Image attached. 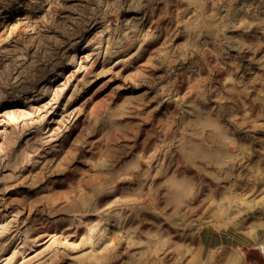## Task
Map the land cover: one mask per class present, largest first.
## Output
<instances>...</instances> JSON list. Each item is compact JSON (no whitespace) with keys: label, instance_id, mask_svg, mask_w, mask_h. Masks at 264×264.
Wrapping results in <instances>:
<instances>
[{"label":"rangeland","instance_id":"rangeland-1","mask_svg":"<svg viewBox=\"0 0 264 264\" xmlns=\"http://www.w3.org/2000/svg\"><path fill=\"white\" fill-rule=\"evenodd\" d=\"M0 264H264V0H0Z\"/></svg>","mask_w":264,"mask_h":264}]
</instances>
